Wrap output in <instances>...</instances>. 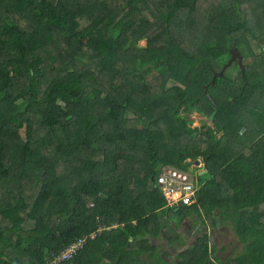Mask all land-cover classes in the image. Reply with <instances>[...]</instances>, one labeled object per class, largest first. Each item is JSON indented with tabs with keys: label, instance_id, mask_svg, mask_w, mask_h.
<instances>
[{
	"label": "trees",
	"instance_id": "trees-1",
	"mask_svg": "<svg viewBox=\"0 0 264 264\" xmlns=\"http://www.w3.org/2000/svg\"><path fill=\"white\" fill-rule=\"evenodd\" d=\"M196 159V201L166 205L159 168ZM167 213L241 248L215 259L204 232L167 261ZM100 226L58 264H264V0H0V264Z\"/></svg>",
	"mask_w": 264,
	"mask_h": 264
},
{
	"label": "rangeland",
	"instance_id": "rangeland-1",
	"mask_svg": "<svg viewBox=\"0 0 264 264\" xmlns=\"http://www.w3.org/2000/svg\"><path fill=\"white\" fill-rule=\"evenodd\" d=\"M137 44L139 46H145L147 44V41L146 39H140ZM83 61H86V58H83ZM48 66L49 62L46 58H44V62L41 63L40 67L47 69ZM80 67L93 68V65L85 62L82 65H79V68ZM229 73L235 74V71L229 69ZM152 83L153 87L157 89L160 84V77L155 75L152 78ZM167 84L169 85V82ZM215 116L216 113L214 114L213 118ZM201 117H204V115L196 111L189 114V118L191 119V126L199 125L201 122ZM200 165L202 166L203 163L201 162ZM202 168L203 167H201L200 170ZM209 177L210 176L208 173H203L197 176V180L198 182H204ZM178 218L179 215L177 214L167 213L163 217L164 224L162 226L160 235L156 238H151V242L158 245L161 254L167 261H176V254L180 250L186 248V246H188L190 242L194 241L195 237L203 234L204 232H207L210 236V247L212 248V255L215 259L224 261L226 257L233 255L239 250V248H241V244L239 243V240L229 220H227V224L218 226L217 228H206V226H204L203 223H201L198 217L194 214L187 215L180 221L179 225L176 226L175 222L178 220ZM176 237L179 238L178 241L174 239Z\"/></svg>",
	"mask_w": 264,
	"mask_h": 264
},
{
	"label": "built area",
	"instance_id": "built-area-1",
	"mask_svg": "<svg viewBox=\"0 0 264 264\" xmlns=\"http://www.w3.org/2000/svg\"><path fill=\"white\" fill-rule=\"evenodd\" d=\"M200 164L196 165L195 160H193L189 169L186 170L169 164L161 166L150 186L161 191L166 205L174 206L194 203L196 201V191L200 186L196 175L198 173L196 171L202 167ZM195 167L199 169H195ZM100 230L101 226L96 231L76 238L59 253L52 254L45 264H58L71 258L83 246L88 237L93 238Z\"/></svg>",
	"mask_w": 264,
	"mask_h": 264
},
{
	"label": "water",
	"instance_id": "water-1",
	"mask_svg": "<svg viewBox=\"0 0 264 264\" xmlns=\"http://www.w3.org/2000/svg\"><path fill=\"white\" fill-rule=\"evenodd\" d=\"M230 52H231L230 58L228 59V61H227L226 65L224 66V68L226 66L230 65L235 59H237L238 60V63L240 65H242V56H241L240 52L238 51V49L237 48H232L230 50ZM214 113H215V111H213L210 114V119L213 118ZM195 164L196 165H199L200 164V160L199 159H196L195 160ZM206 172H207V169L206 168H202L201 170L198 171V174L201 175V174L206 173Z\"/></svg>",
	"mask_w": 264,
	"mask_h": 264
}]
</instances>
